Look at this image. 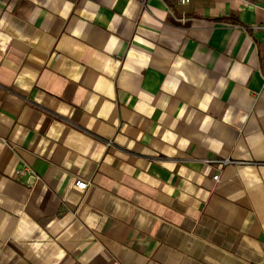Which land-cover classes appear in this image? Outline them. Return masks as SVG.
Wrapping results in <instances>:
<instances>
[{
  "label": "crops",
  "instance_id": "1",
  "mask_svg": "<svg viewBox=\"0 0 264 264\" xmlns=\"http://www.w3.org/2000/svg\"><path fill=\"white\" fill-rule=\"evenodd\" d=\"M258 24L264 0H0V264H264Z\"/></svg>",
  "mask_w": 264,
  "mask_h": 264
},
{
  "label": "built area",
  "instance_id": "2",
  "mask_svg": "<svg viewBox=\"0 0 264 264\" xmlns=\"http://www.w3.org/2000/svg\"><path fill=\"white\" fill-rule=\"evenodd\" d=\"M180 4H185L188 3L190 0H177ZM253 28L255 29H264V24H258L253 26ZM261 44L262 46H264V37L261 38ZM207 161H213L216 162L219 166L229 162L230 160L228 158H217V159H210ZM14 175L16 177H26V176H31L32 177V182L33 180L37 179L38 177L32 172V170L28 167V166H23V167H19L17 169L14 170ZM219 178V174L218 172H215L212 175V179L217 181ZM74 185L80 189H85L88 185V182L82 179H75L74 180Z\"/></svg>",
  "mask_w": 264,
  "mask_h": 264
}]
</instances>
